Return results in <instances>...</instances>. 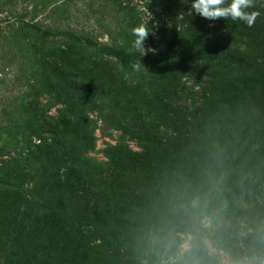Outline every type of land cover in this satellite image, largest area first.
Instances as JSON below:
<instances>
[{
	"label": "trees",
	"instance_id": "obj_1",
	"mask_svg": "<svg viewBox=\"0 0 264 264\" xmlns=\"http://www.w3.org/2000/svg\"><path fill=\"white\" fill-rule=\"evenodd\" d=\"M118 2L91 0L87 19L118 21ZM9 3L0 0V15ZM248 11L259 12L252 27L194 13L192 32L180 28L179 38L143 58L130 34L101 44L83 27L68 26L52 41L23 20L12 33L0 29L9 51L0 76H45L33 82L35 98L22 102L21 141L4 162L18 196L10 233L0 236V264H221L209 241L232 264H264V150L254 139L264 133V0ZM79 54L111 56L122 70L93 77L94 65L77 63ZM159 94L161 106L150 108ZM98 122L142 152L116 146L105 163L89 159ZM22 179L34 186L30 194ZM184 236L193 239L180 257Z\"/></svg>",
	"mask_w": 264,
	"mask_h": 264
},
{
	"label": "rangeland",
	"instance_id": "obj_2",
	"mask_svg": "<svg viewBox=\"0 0 264 264\" xmlns=\"http://www.w3.org/2000/svg\"><path fill=\"white\" fill-rule=\"evenodd\" d=\"M12 1V2H11ZM116 1V0H115ZM123 1V12L122 16L118 21H113L110 17H104L101 23L95 22L91 19H87V8L91 0H10V3L3 10L0 15V29L7 32H14V30L20 26L21 21L28 25H37L42 36H50L49 39L54 40V35L63 32L68 26L75 28H86L101 44H110L111 35L116 36L118 42L121 44L124 41V37L127 34L132 35V29L143 25L148 30H152L149 38L145 41V48L152 49L153 51H159L166 47L163 41L167 42L171 37L179 38L180 28H184L192 32V28L195 27L194 22V11H191V1L183 3L182 0H122ZM117 6H120L117 0ZM190 7L187 9V7ZM99 21V19H97ZM70 23V24H69ZM115 23L117 25H115ZM122 24V26L119 25ZM190 24V25H189ZM115 27L118 29L113 35L109 30H114ZM111 28V29H110ZM126 32V34H125ZM22 41V40H21ZM5 42L0 39V64L5 54H9V51L4 44ZM176 46L179 45L174 41ZM172 47V45H171ZM7 50V51H5ZM149 51V52H153ZM148 52V53H149ZM147 53V55H148ZM218 58V55L214 58ZM31 61V57L27 58ZM76 62L79 64H91L94 65L92 76L98 78L100 73L101 76H106V73L110 71L122 70L117 59L111 56H105L100 59L94 55L79 54L76 57ZM3 64V63H2ZM4 70L0 67V72ZM143 70L145 68L143 67ZM227 72V76L230 79L234 74ZM0 76V236L2 233H10L11 221H10V210L16 204L15 198L18 195L12 193L14 174H12L8 168H5L4 162L8 160L10 153L14 152L15 147L18 145V141H21V135L24 122L23 115L24 110L22 106L23 101H32L35 98L34 92V81L45 83V76L37 75L30 81L26 80L21 76H16L15 71L12 73L5 70L4 74ZM20 75V74H19ZM92 78L89 74L87 75ZM21 81L20 83L16 81ZM184 83L188 82V85H193V81L190 79H184ZM46 86V85H45ZM44 86V87H45ZM133 88V87H132ZM136 88V87H134ZM142 93L143 89H136ZM151 94V91L147 92ZM42 102L50 107L48 103L49 98L47 95H42ZM162 95H155L148 106L150 108H158L161 106ZM27 99V100H26ZM101 98H99L100 100ZM102 100V99H101ZM100 100V101H101ZM47 101V102H46ZM171 100L166 104H169ZM174 104L176 103L175 100ZM184 101L190 105L188 97L184 98ZM179 102V98H178ZM159 105V106H158ZM12 106H15L14 108ZM168 107V106H167ZM173 107V106H172ZM13 108V109H12ZM57 109L55 108L50 112L51 115L56 116ZM168 109V108H167ZM15 115L14 128L19 127L20 131H15L13 124L9 117L6 116L5 112H10ZM169 111V110H168ZM219 111V110H217ZM172 112V108L169 111ZM178 111H174L177 113ZM173 113V114H174ZM261 116V120L264 123V112ZM92 118L96 119V113L90 114ZM97 120V119H96ZM98 130L96 133L97 143L96 149L93 153L88 155V158L100 163L107 162L106 150L109 147L124 146L136 153L142 152V144L135 142L130 139L129 136L124 135L122 132L113 130L111 127L98 122ZM255 141L258 143L261 150H264V133L254 136ZM3 165V166H2ZM48 167L42 163L39 167L38 176L47 175ZM18 184L25 185V194H30L34 186L29 184L28 179L18 181ZM127 192L123 190L122 193ZM204 226L211 227L210 221H205ZM192 237L184 236L183 245L180 252L182 257L186 252L190 250ZM207 248L209 253L219 259L221 264H232L230 255H228L220 246L215 243L207 242ZM101 261V257H99ZM174 264H179L174 261Z\"/></svg>",
	"mask_w": 264,
	"mask_h": 264
},
{
	"label": "clouds",
	"instance_id": "obj_3",
	"mask_svg": "<svg viewBox=\"0 0 264 264\" xmlns=\"http://www.w3.org/2000/svg\"><path fill=\"white\" fill-rule=\"evenodd\" d=\"M182 2L188 3V0H182ZM253 7L254 0H231L230 3H226V0H192L191 3V11H194L203 18L209 20L225 18L226 20L231 19L233 22L242 21L248 27L254 25L259 15V12L248 11V9ZM151 31L143 25L132 29V35L134 37L132 47L134 50L142 53V58L149 51H153L152 49L145 48V41L149 38ZM133 67L139 70L140 64H134Z\"/></svg>",
	"mask_w": 264,
	"mask_h": 264
}]
</instances>
